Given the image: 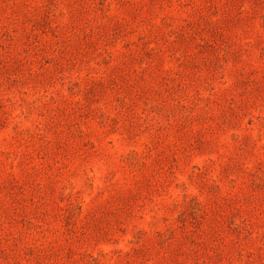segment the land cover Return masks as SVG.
<instances>
[{
	"label": "rangeland",
	"instance_id": "rangeland-1",
	"mask_svg": "<svg viewBox=\"0 0 264 264\" xmlns=\"http://www.w3.org/2000/svg\"><path fill=\"white\" fill-rule=\"evenodd\" d=\"M0 264H264V0H0Z\"/></svg>",
	"mask_w": 264,
	"mask_h": 264
}]
</instances>
